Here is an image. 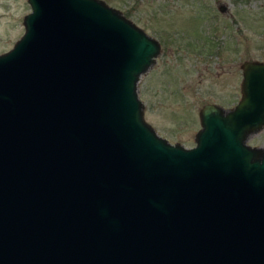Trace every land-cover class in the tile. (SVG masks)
Returning a JSON list of instances; mask_svg holds the SVG:
<instances>
[{
    "label": "water",
    "instance_id": "1",
    "mask_svg": "<svg viewBox=\"0 0 264 264\" xmlns=\"http://www.w3.org/2000/svg\"><path fill=\"white\" fill-rule=\"evenodd\" d=\"M27 1L0 53V264H264V149L247 143L264 58L186 147L138 96L158 39L105 0Z\"/></svg>",
    "mask_w": 264,
    "mask_h": 264
},
{
    "label": "rangeland",
    "instance_id": "2",
    "mask_svg": "<svg viewBox=\"0 0 264 264\" xmlns=\"http://www.w3.org/2000/svg\"><path fill=\"white\" fill-rule=\"evenodd\" d=\"M105 1L161 44L137 82L145 119L170 142L195 145L202 105L233 107L242 60L264 58V0ZM30 9L27 0H0V53L23 34ZM247 143L264 149V128Z\"/></svg>",
    "mask_w": 264,
    "mask_h": 264
},
{
    "label": "flooded vegetation",
    "instance_id": "3",
    "mask_svg": "<svg viewBox=\"0 0 264 264\" xmlns=\"http://www.w3.org/2000/svg\"><path fill=\"white\" fill-rule=\"evenodd\" d=\"M237 2L239 1V0H236ZM237 12V11H236ZM254 59H257V58H254ZM260 59H263V58H260ZM245 60V59H244ZM243 61V60H242Z\"/></svg>",
    "mask_w": 264,
    "mask_h": 264
}]
</instances>
